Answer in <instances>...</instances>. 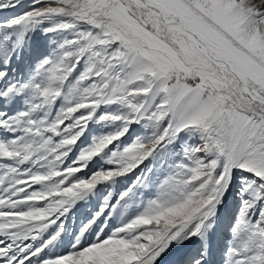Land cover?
Returning <instances> with one entry per match:
<instances>
[{
	"label": "snow or ice",
	"instance_id": "obj_1",
	"mask_svg": "<svg viewBox=\"0 0 264 264\" xmlns=\"http://www.w3.org/2000/svg\"><path fill=\"white\" fill-rule=\"evenodd\" d=\"M0 264H264V0H0Z\"/></svg>",
	"mask_w": 264,
	"mask_h": 264
}]
</instances>
